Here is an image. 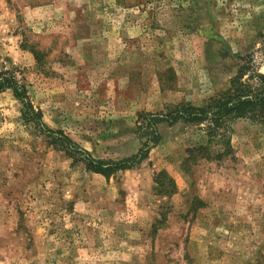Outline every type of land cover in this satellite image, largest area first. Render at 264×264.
Listing matches in <instances>:
<instances>
[{
	"label": "rangeland",
	"instance_id": "374dc122",
	"mask_svg": "<svg viewBox=\"0 0 264 264\" xmlns=\"http://www.w3.org/2000/svg\"><path fill=\"white\" fill-rule=\"evenodd\" d=\"M240 69L253 95L264 0H0V77L45 127L0 92V264H264V119L211 138L208 121H162L151 141L152 115L205 105ZM72 147L147 154L103 176Z\"/></svg>",
	"mask_w": 264,
	"mask_h": 264
},
{
	"label": "trees",
	"instance_id": "16d2710c",
	"mask_svg": "<svg viewBox=\"0 0 264 264\" xmlns=\"http://www.w3.org/2000/svg\"><path fill=\"white\" fill-rule=\"evenodd\" d=\"M34 53L37 57V53ZM242 74L243 70L240 69L239 74L233 77L230 81V87L225 91L210 97L203 106H193L189 103L181 102L168 109L165 113L152 115L149 119V124L152 127V137L154 139L151 137V141L156 142L158 135L155 129V124L162 121H165L168 124H174L178 121L185 124H198L203 121H208V136L211 138L212 136H216V130L220 124L219 122L225 118L248 115V117H260L264 119V74H256L257 85L254 89L253 95H251V91H249L246 85L240 81V75ZM2 75L3 76L0 77V92L5 89H11L14 96L22 104V119L24 121H36V123L38 122V124H41L42 128H45L40 120L38 112H34L33 107L27 98L24 87L17 84L12 73L6 71L2 72ZM52 137L61 142V144L71 143L70 139L63 135ZM202 149L203 147L199 145L189 149V152L193 153L195 151H201ZM72 151L76 154L82 155L81 160L87 170L103 176H108L113 171L119 169H125L141 161L147 154V148H141L137 153L131 156L118 160H110L94 158L88 153V151L78 149L77 147H72ZM154 182L158 184V191L165 195H170L175 191L174 181L168 177L164 171L157 173Z\"/></svg>",
	"mask_w": 264,
	"mask_h": 264
}]
</instances>
